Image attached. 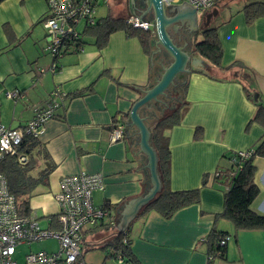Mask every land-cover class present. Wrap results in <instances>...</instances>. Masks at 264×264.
<instances>
[{
	"label": "crops",
	"instance_id": "obj_1",
	"mask_svg": "<svg viewBox=\"0 0 264 264\" xmlns=\"http://www.w3.org/2000/svg\"><path fill=\"white\" fill-rule=\"evenodd\" d=\"M118 1L104 4L106 16H128L126 0H120L121 8ZM256 2L264 0H217V14L209 27H217L222 67L227 69L210 65L192 69L185 96L189 104L180 124L164 132L170 150L169 189L200 188L204 175H208V182L200 190L197 204L178 210L168 219L150 211L131 224L129 247L138 264H207L200 241L214 226L228 233L230 239L225 258L210 264H264V229L235 231L228 220H214L223 211L224 194L223 187L213 182L214 173L231 165L224 155L253 149L264 138L258 125L247 127L256 108L242 89L245 86L254 92V99L259 98L264 105V17L248 24L243 14L246 5ZM46 8L44 0L0 3V124L21 128L33 117L34 109L50 100L54 90L62 95L63 107L45 123L38 139L54 169L30 200L29 217L37 220L39 227V219H43L46 227L42 228L52 229L55 219L51 218L58 214L55 196L63 177L81 172L100 174L103 190L93 192L92 203L96 207L105 202L120 205L118 211L148 188L131 136L126 133L124 139L112 143L109 130L117 116L129 114L153 67L139 40L123 32L111 34L103 48H97L94 41L85 43L81 35L79 48L70 49L61 58L43 54L39 27ZM117 12L125 15L117 16ZM5 28L14 36L12 40ZM235 62L247 69L231 67ZM52 64L56 65L53 72ZM196 69L206 75L193 71ZM39 70L44 73L38 75ZM15 91L20 97H5V93ZM254 164V181L260 193L252 209L264 215V159L256 158ZM112 215L113 228L84 229L81 250L90 252L85 264H95L91 251H102L100 264H109V251L102 247L117 233L118 214L114 211Z\"/></svg>",
	"mask_w": 264,
	"mask_h": 264
},
{
	"label": "trees",
	"instance_id": "obj_2",
	"mask_svg": "<svg viewBox=\"0 0 264 264\" xmlns=\"http://www.w3.org/2000/svg\"><path fill=\"white\" fill-rule=\"evenodd\" d=\"M5 0H0V3ZM217 7L216 4L212 11ZM243 14L248 24L254 22L256 19L264 17V3L256 2L246 5L243 8ZM128 17H114L108 15L96 21V24L84 29V36L94 38V43L97 48L106 46L108 37L115 32H123L126 37L137 38L140 42L142 50L146 55H150V42L154 37V32L151 28L147 30L133 28L127 24ZM9 39L14 36L5 28ZM193 54L199 56L206 61V69L212 66L217 69H227L222 67L223 50L217 39V27H207L201 32V39L193 44ZM236 66L241 70L247 69L242 63L235 62L231 67ZM198 73L205 74L201 69L193 70ZM206 75V74H205ZM156 75L150 74L149 82L153 83L156 80ZM188 84L187 78L178 79L174 82L172 87L166 94L160 97L159 108L166 109L164 115L154 120L151 116L146 120V125L150 130V145L156 152L158 160V175L161 182V192L156 198L144 207L138 218L153 211L168 219L178 210L192 204H197L200 200V190L206 186L208 182V175L202 177L200 188L173 192L169 189V168H170V150L168 138L164 135L166 130L176 127L180 124L182 119V112L188 106L185 100ZM245 96L251 100L255 105V113L250 119L247 127L252 124L258 125L264 131V105L259 98H255V93L248 90L247 87H242ZM147 111L142 108L139 112ZM159 111V110H157ZM124 120L128 121V114L123 116ZM111 129V128H110ZM110 131V130H109ZM130 130H126L128 134ZM133 131V130H132ZM135 135L134 144L137 141ZM253 154L246 160L239 159L236 152H231L224 155L231 165L228 169L218 168L214 174L213 182L220 184L224 189L223 194V211L214 216V220L218 217L224 218L232 223L235 231H250L264 229V215L256 213L252 206L259 196V188L255 184V175L257 172L254 161L256 158L264 159V138L254 147L249 149ZM18 153L27 157V162L21 165L17 162L16 157L7 156L0 164V173L3 174L7 181L9 193L14 197L16 212L20 217H29L31 214L30 200L34 195L35 189L39 185L46 183L48 176L54 169L49 154L43 145L37 139L25 137L19 148ZM148 182V180H147ZM104 207L109 212L117 213L120 205H109L105 202ZM137 218V219H138ZM51 219H55L52 217ZM56 222V220H55ZM104 229H110L107 225H99ZM128 231L124 233H116L114 237L105 243L102 250H109L108 257L115 258L120 255L124 264H138L134 259L128 239ZM226 238L230 239L228 233L218 230L215 226L211 229L209 234L200 241V245L205 246L207 256V264H210L215 259H224L226 256L227 243L220 245V242ZM83 259L81 256L80 261ZM76 264H79L76 263Z\"/></svg>",
	"mask_w": 264,
	"mask_h": 264
},
{
	"label": "built area",
	"instance_id": "obj_3",
	"mask_svg": "<svg viewBox=\"0 0 264 264\" xmlns=\"http://www.w3.org/2000/svg\"><path fill=\"white\" fill-rule=\"evenodd\" d=\"M109 0H44L47 12L41 20L45 29V47L43 51L55 60L61 58L72 48H79L81 34L77 29L80 23L83 28L96 24L95 10ZM168 4L186 3L193 7L197 14L210 12L216 0H164ZM127 24L133 28L147 30L148 23L128 16ZM56 65L50 66L55 71ZM39 70L38 75L43 74ZM6 98L16 99L19 92L5 93ZM63 107L62 95L54 90L50 100L42 107L34 109L33 117L21 128L12 129L0 124V164L7 156L16 157L21 165L26 164L27 157L18 153L22 140L27 136L39 139L44 131L45 123L56 117V112ZM127 120L119 115L115 118L109 131L110 142L114 143L126 136ZM237 157L248 159L252 150L238 151ZM216 176V174H214ZM103 178L100 174L81 172L75 176L63 177L59 182V191L55 196L58 214L55 217V228L42 229L33 217H20L16 212L14 197L9 193L7 181L0 173V264H18L14 258L16 247L44 239H55L58 250L55 253L45 251L29 252L24 256V264H85L81 259V238L87 226H115L112 213L104 207H96L92 203L94 191L103 190ZM203 240V239H202ZM201 240V241H202ZM229 238L220 242L224 245ZM204 241V240H203ZM118 264H124L120 255L116 256Z\"/></svg>",
	"mask_w": 264,
	"mask_h": 264
},
{
	"label": "water",
	"instance_id": "obj_4",
	"mask_svg": "<svg viewBox=\"0 0 264 264\" xmlns=\"http://www.w3.org/2000/svg\"><path fill=\"white\" fill-rule=\"evenodd\" d=\"M127 15L135 18L138 23H148L154 32V37L150 42L151 52L149 55L152 67L154 66L155 51L153 48L160 46L170 57V63L161 68L156 75L153 83H148L140 90V97L132 105L126 130H134L137 135V141L134 144L136 154L143 157L140 162L144 170L145 177L148 180L146 191L128 202L124 203L117 212L118 221L116 230L118 233H124L131 224L138 218L141 210L152 202L161 192V182L158 175V160L153 147L150 145V130L146 125V119L140 115L142 108H150L152 103H159L160 97L172 87L178 79L187 78L192 69L205 68L206 62L184 48L192 45V36L184 40V46H178L173 43L167 28L171 25H186L190 34L198 31L197 11L186 3L168 4L164 0H126ZM217 11L205 14L206 25ZM133 135H131L132 137Z\"/></svg>",
	"mask_w": 264,
	"mask_h": 264
},
{
	"label": "rangeland",
	"instance_id": "obj_5",
	"mask_svg": "<svg viewBox=\"0 0 264 264\" xmlns=\"http://www.w3.org/2000/svg\"><path fill=\"white\" fill-rule=\"evenodd\" d=\"M112 2L116 3V0H111V3ZM118 5H119L120 8L123 7V4L121 3L120 0L118 1ZM119 12H117V16L118 15H125V13H122V12L119 13ZM106 15H107L106 6L104 4H102V3H100L96 7V10H95L96 20L104 18V17H106ZM125 17H128V16H125ZM203 21H204V16H203V14H200L198 16V31L194 34L193 39H192V43L198 42L201 39V32L204 29ZM39 28H40L41 33H42V37L40 39V44L43 45V47H42V49H43L45 47V32H44V30H43L41 25H40ZM77 29L80 31V34L82 35V38L84 39L85 43L88 44V43L94 41L93 37H90V36H87V35L84 36V34H83V32H84L83 23H80L78 25ZM42 53L46 54L49 57H51V55L48 54V53H45L43 51H42ZM165 111H166V109H161L159 111H156L155 112V116H154V120H156V119L160 118L162 115H164ZM39 223H41L40 224L41 228L42 227L43 228L46 227L45 226L46 223H45V221L43 219H39ZM111 230H112V232H114V229H111ZM57 250H58V242L55 239H53V238L44 239V240H41V241L31 242L29 245L28 244H23V245L17 246L14 258L17 260L18 264H24V256L27 253H29V252L36 253V252H40V251H45V252H48V253H55V252H57ZM85 252H86V249L83 248L81 253H83L84 256H85L84 257V261H87L88 258H89L88 257V253H90V252H86V253ZM91 254H92L91 259H92L93 263L100 264V256L101 255L104 256V253L102 251H91ZM107 262L109 264H112L113 262L115 264H118V261L115 258L109 259Z\"/></svg>",
	"mask_w": 264,
	"mask_h": 264
},
{
	"label": "flooded vegetation",
	"instance_id": "obj_6",
	"mask_svg": "<svg viewBox=\"0 0 264 264\" xmlns=\"http://www.w3.org/2000/svg\"><path fill=\"white\" fill-rule=\"evenodd\" d=\"M209 13V12H207ZM206 13V14H207ZM205 14H203L204 16ZM199 16V15H198ZM205 18V17H204ZM211 20V19H210ZM210 21L209 23L206 25V21H203V25H204V29H206L207 27H209ZM203 29V30H204ZM202 30V31H203ZM167 32L170 36V38L172 39L173 43L178 45V46H184V40H188L191 36L193 39L194 34H190V30L188 29V26L186 25H171L170 27L167 28ZM192 43V42H191ZM194 44V43H193ZM185 49H187L188 51L192 52L193 49V45H187L186 47L184 46ZM153 50L155 51V55H154V66H153V74L157 75L159 73V70L165 66H167L170 63V57H168L165 53V51L160 47V46H156L155 48H153ZM158 105V106H157ZM157 106V107H156ZM160 107V104L158 103H152L150 108H146L147 111H142V117H144L146 120H148L151 116L155 115V112L157 110L156 108ZM134 130H130L128 132V135L131 136V140L134 143L135 141V135H134ZM140 162L143 161V157L140 156L139 158Z\"/></svg>",
	"mask_w": 264,
	"mask_h": 264
}]
</instances>
